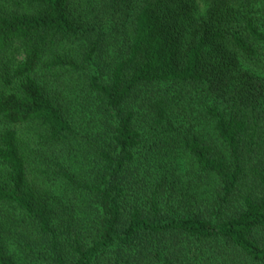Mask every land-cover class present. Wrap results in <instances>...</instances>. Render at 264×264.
I'll use <instances>...</instances> for the list:
<instances>
[{"label":"trees","instance_id":"1","mask_svg":"<svg viewBox=\"0 0 264 264\" xmlns=\"http://www.w3.org/2000/svg\"><path fill=\"white\" fill-rule=\"evenodd\" d=\"M0 264H264V0H0Z\"/></svg>","mask_w":264,"mask_h":264}]
</instances>
